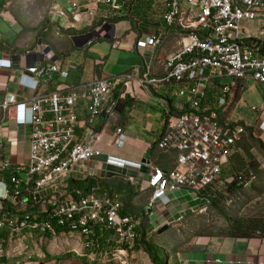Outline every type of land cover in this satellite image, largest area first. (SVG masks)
Wrapping results in <instances>:
<instances>
[{"label": "built area", "instance_id": "obj_1", "mask_svg": "<svg viewBox=\"0 0 264 264\" xmlns=\"http://www.w3.org/2000/svg\"><path fill=\"white\" fill-rule=\"evenodd\" d=\"M136 2L93 0L84 10L73 2L52 16L64 20L70 16L73 22L90 27L97 19L121 20L131 13ZM163 8V24L181 31L182 36L177 49L163 61L162 76L154 77L148 69L141 72L132 68L130 73L115 78L70 87L58 83L57 78L66 79L77 66L52 61L53 56H45L25 70L38 85H54V89L35 94L29 100L27 163L0 162V233L8 235L0 237V256L12 249L13 256L24 257L29 246L17 245L19 236L25 242L26 233L55 236L59 228L83 239V247L90 248L91 264H131L140 219L120 214V196L102 190L87 165L99 154L96 145L100 134L92 129L93 124L98 118L108 121L114 116L120 101L130 95L132 82L144 89L170 83L185 85L174 93L180 99L177 102L157 99L163 128L155 147L161 153L175 152L176 158L167 172L151 167L143 189L149 192L147 206L167 203L168 193L185 192L203 203L199 208L192 206L191 213L207 211L222 167L229 162L245 132V125L230 122L222 114L240 101L236 91L247 80L264 85V40L259 39L264 36V0H163ZM243 22L257 23L258 36L245 31ZM158 36L153 30L146 38L137 40L135 46L138 50L152 48L159 42ZM91 43L88 41L87 45ZM117 45L115 42L113 47ZM30 53L33 52L27 51L25 55ZM222 78L232 81L221 83ZM15 104V93L4 94L0 100L2 122L8 120ZM250 109L260 114L253 129L260 132L258 138L264 142V105ZM125 139L123 130L116 127L112 145L120 148ZM107 164L136 170L141 167L139 162L110 156ZM88 179L94 183L87 188L71 184ZM233 181L238 186L243 184L239 175L226 184ZM186 213L187 210L179 213L177 221L184 219ZM97 229L113 236L102 252L95 235Z\"/></svg>", "mask_w": 264, "mask_h": 264}, {"label": "crops", "instance_id": "obj_2", "mask_svg": "<svg viewBox=\"0 0 264 264\" xmlns=\"http://www.w3.org/2000/svg\"><path fill=\"white\" fill-rule=\"evenodd\" d=\"M92 1L52 0L50 27L39 31L37 38L33 35L30 41L22 39L21 25L8 11L2 9L3 6L0 7V61H3L4 67L0 70V100L6 93L16 94V104L9 111L8 120L5 123L0 120V162H7L4 158V143H7L8 162L27 163L31 118L29 100L35 94L53 91L54 85H38L25 70L39 63L45 56H53L52 61L61 62L65 66L78 62L79 68L70 71L66 79L57 78L58 83L70 87L82 86L95 79L115 78L130 73L132 68H138L141 72L148 69L154 77L163 75V61L177 49L182 36L181 31L163 24V0H137L132 12L126 13L121 20L111 22L97 19L92 26L79 30L73 28L76 23L70 16L68 20L52 16L53 12L67 9L70 3L74 2L80 10H84ZM57 19L63 21L61 26L56 23ZM242 26L245 31L258 36L257 23L244 22ZM151 30L159 33V42L147 50H138L136 41L146 38L153 32ZM146 31L149 32L143 35ZM86 38L92 41L90 45L85 43ZM115 42L118 45L113 47ZM27 51L34 54L25 55ZM183 85L170 83L144 89L132 82L130 95L120 101L114 116L108 121L98 118L92 127L100 134V140L96 145L99 154L87 165L89 171L94 179L99 180L104 191L115 193V187L122 184L130 187L133 209L140 219L131 264H264V237L258 232L250 237H236L192 231L194 227L203 229L204 225L199 223L197 216L192 215L195 213L189 209L192 206L202 207L203 203L191 197L189 200L185 192L168 193L167 203L157 202L153 208L147 206L149 192L143 189L151 167L167 172L173 167L176 158L175 152L161 153L155 147L163 128L162 110L157 99L166 98L170 103L177 102L180 99L174 97V93L182 89ZM78 113L81 114L80 110ZM116 127H120L126 136L120 148L112 145ZM78 133H81L80 128ZM259 133L256 129L252 131L257 139ZM245 137L241 138L239 146L236 144L229 162L222 167L218 182L227 183L237 175L238 164L241 165L239 170L247 168L249 157L242 145L247 140ZM109 156L139 162L141 167L139 170L132 167L116 168L107 164ZM256 160L264 168L263 157H256ZM224 170L226 175L223 177ZM183 210H187L184 219L177 221ZM6 235L2 233L0 237L3 239ZM95 235L102 252L111 244L106 241L113 236L99 229ZM25 237L28 245L36 239L41 241L40 248L33 251L30 246L29 253L24 257L1 255L0 264H91L87 258L90 248L83 247V239L78 234L68 235L60 231L55 236L26 233ZM155 237H160L157 245L153 242ZM7 247L6 244L4 249ZM161 254L164 255L163 259Z\"/></svg>", "mask_w": 264, "mask_h": 264}, {"label": "rangeland", "instance_id": "obj_3", "mask_svg": "<svg viewBox=\"0 0 264 264\" xmlns=\"http://www.w3.org/2000/svg\"><path fill=\"white\" fill-rule=\"evenodd\" d=\"M51 1L52 0H5V4L3 5L2 9L8 11L13 16L14 20L21 25L22 39L30 41V38L33 35L35 38H37L39 31L50 27L49 10ZM56 23L61 26L63 21L57 19ZM243 25L246 26V24ZM73 28L75 30H79L80 28L84 29V26L79 22L78 24L76 23L73 25ZM147 32L149 31H146L143 35L147 34ZM259 39L264 40V37H260ZM73 64L79 68L78 62H74ZM231 81L232 79L230 78L219 79V82L226 84ZM243 86L244 87L239 91L240 101L237 104L234 103L231 105L225 110V113L223 112L222 115L227 117L230 122L238 123L239 125H245L247 127H254L259 122L261 117L258 112L252 111L250 107L264 105V85L247 80ZM246 137H248V135ZM246 141L243 142L242 145L248 144ZM4 144V158L8 162L9 154L7 143ZM251 148H253L251 150V154L254 159V161L251 162L252 166L250 168L248 166L247 168L242 167L240 170L238 167L241 165L238 164L237 167L239 172L236 174L241 176L243 180V184L240 185L239 191L234 193H225L223 185L219 186L216 184V191L214 193L216 207H214L211 203L207 206L208 210L205 213L192 214L196 215L199 223L204 225V230L200 227H194L192 231H201L204 233L230 236L231 234H236L230 228V224H232L233 221L264 222V168L262 167L263 165L260 166L256 160V157H263L264 159V155L258 149L257 144H253V147ZM225 175L226 170H224L223 177ZM219 183L220 182H218V184ZM246 183L247 186L245 185ZM188 199L190 200L191 198L188 197ZM159 238L160 237L154 238L153 242L156 245ZM21 239L22 237L19 236L17 245L23 247V245L28 242H23ZM28 246L29 250L31 246L33 251H35V248H40L41 241L36 239L35 242H31ZM29 250L26 254L29 253ZM7 253L12 255V249L8 250ZM89 255L87 258H89ZM160 257L163 259L164 255L161 254Z\"/></svg>", "mask_w": 264, "mask_h": 264}, {"label": "trees", "instance_id": "obj_4", "mask_svg": "<svg viewBox=\"0 0 264 264\" xmlns=\"http://www.w3.org/2000/svg\"><path fill=\"white\" fill-rule=\"evenodd\" d=\"M4 4H5V0H0V7H2ZM163 12H164V8H163ZM162 15H163V13H162ZM162 15H161V20H162ZM110 21L111 22H116L117 20L116 19H111ZM252 131H253V127L245 126V132L243 134V136H245V135L247 136L248 135L247 141H246L248 144L243 145V147L245 148L246 154L249 157V162H248V167L249 168L252 166L251 162L254 161L252 159L253 156L251 155V152H249V149L251 147H253V144H257L258 145V149L264 155V145L259 139L255 138L253 136ZM254 141H256V142H254ZM240 143H241V140L237 143L238 146H239ZM235 157H237L239 159L238 156H235ZM93 183H94L93 180H89L88 179L86 182H80V183L74 182V183H71V184H72V186L86 187L87 188L88 186L92 185ZM216 184L219 185V186L223 185V187L225 189V193L238 192L239 189H240V185L238 186L236 184V181H233L230 184H226V183H219L218 184V182ZM216 184L213 187L214 191L211 192V194H210L211 195V203H212V205L214 207H216L215 200H214V196H215L214 193L216 191ZM115 188H116V192L115 193H118V194L120 193L121 194L122 193L121 191H123V195L122 194H121V196L119 195L120 196V201L122 202V208H121L120 214L121 215H127V216L136 217V214H135V211H134L133 205H132V194H131L130 187H128L126 184H122L120 186H116ZM108 193H114V192H108ZM230 228L236 233V234H231V236L250 237V236L256 234V232H258L259 235L264 237V222H254V221H250V222H245V221L236 222V221H233L232 224H230ZM60 231L61 230L59 228L58 229L56 228V232L57 233L60 232Z\"/></svg>", "mask_w": 264, "mask_h": 264}, {"label": "water", "instance_id": "obj_5", "mask_svg": "<svg viewBox=\"0 0 264 264\" xmlns=\"http://www.w3.org/2000/svg\"><path fill=\"white\" fill-rule=\"evenodd\" d=\"M87 41H88V38H86L85 43H87Z\"/></svg>", "mask_w": 264, "mask_h": 264}]
</instances>
